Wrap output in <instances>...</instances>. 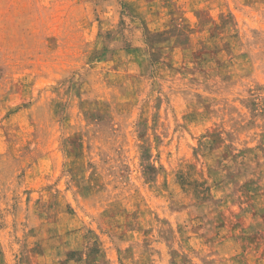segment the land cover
<instances>
[{"label":"rangeland","instance_id":"374dc122","mask_svg":"<svg viewBox=\"0 0 264 264\" xmlns=\"http://www.w3.org/2000/svg\"><path fill=\"white\" fill-rule=\"evenodd\" d=\"M0 264H264V0H0Z\"/></svg>","mask_w":264,"mask_h":264}]
</instances>
